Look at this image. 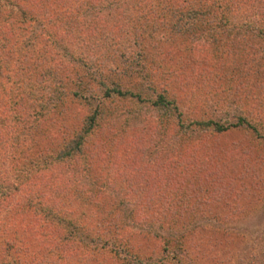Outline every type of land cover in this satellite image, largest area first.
<instances>
[{"label":"trees","instance_id":"1","mask_svg":"<svg viewBox=\"0 0 264 264\" xmlns=\"http://www.w3.org/2000/svg\"><path fill=\"white\" fill-rule=\"evenodd\" d=\"M261 123L264 0H0V264H144L227 194L209 140Z\"/></svg>","mask_w":264,"mask_h":264},{"label":"rangeland","instance_id":"2","mask_svg":"<svg viewBox=\"0 0 264 264\" xmlns=\"http://www.w3.org/2000/svg\"><path fill=\"white\" fill-rule=\"evenodd\" d=\"M39 27L35 25V32ZM25 33L29 35L28 31ZM202 104L206 116L225 124L235 121V115L240 113L238 105L229 100L219 106L212 99ZM140 111L139 122L143 115L167 113L146 106ZM241 114L251 123L256 121L249 113ZM257 128L259 135L237 127L209 140L218 151V160L213 162L212 158H204L196 163L199 167L206 164L200 173L220 168L227 178H231L226 179V182H232L227 187V194L217 186L212 191L216 198L210 206H199V200H196L179 207L185 210L186 216L173 231L174 244L168 251L163 250L161 242H151V237L143 238L139 243L149 255L144 264L159 259H164L165 264H264V123ZM200 155L202 153L197 156Z\"/></svg>","mask_w":264,"mask_h":264}]
</instances>
